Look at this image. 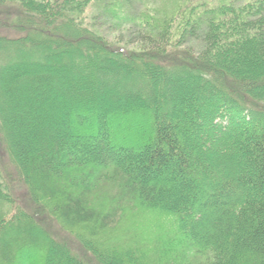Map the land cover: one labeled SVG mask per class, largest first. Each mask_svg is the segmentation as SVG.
Segmentation results:
<instances>
[{
  "label": "trees",
  "instance_id": "16d2710c",
  "mask_svg": "<svg viewBox=\"0 0 264 264\" xmlns=\"http://www.w3.org/2000/svg\"><path fill=\"white\" fill-rule=\"evenodd\" d=\"M211 1L0 0V264H264V0Z\"/></svg>",
  "mask_w": 264,
  "mask_h": 264
},
{
  "label": "rangeland",
  "instance_id": "374dc122",
  "mask_svg": "<svg viewBox=\"0 0 264 264\" xmlns=\"http://www.w3.org/2000/svg\"><path fill=\"white\" fill-rule=\"evenodd\" d=\"M209 1L212 2L211 0H209ZM92 11H93V9L89 11L90 14L92 13ZM138 50L139 49H135V51H138ZM167 71H169V70H167ZM166 74L169 75L170 73L168 72ZM170 77L171 76H169L168 78H170ZM153 79L154 80L157 79L159 81L157 90L159 92L163 93L162 92L163 91L162 82H163V85L165 83H164V80H161V74L158 72H154L153 73ZM173 79L175 80V82H178L180 84V86H183V89H184L183 96L185 97V100H187V102H192L194 99V101H196V105H198V107L204 108L206 106L205 102H207L208 99L212 98V96L209 97V95L211 94V92L212 93L214 92V89L206 88L203 85L202 86L195 85L194 81L191 77L189 78L188 76L179 75L178 77H173ZM165 96H166V93H165ZM212 101L214 103H216L217 99H215V100L213 99ZM113 106L115 109L116 108H118L119 110L121 109V111H124L123 110L124 107H127L126 105H118L117 106L115 104H113ZM202 112L204 113V111H202ZM206 116L207 115L202 114L203 120L200 121V124L203 125V128L197 134V136H198L197 140L199 139V141H202V142H204L206 140V138L208 137V135H210V133L208 132V129H209L208 126H210V125H209V123H207ZM101 121L103 123L105 122V125H106V117L104 119H101ZM255 123H262L261 119L256 118ZM212 134H214V136H218L217 133H212ZM235 135H238V132H235ZM90 147L92 149L95 148V146L93 144ZM123 152H125L126 154L127 153L131 154V151H129V150H126V151L124 150ZM17 174L19 175V178H20V181H19L20 186L26 187V185L24 183H22V181H21V175L18 172H17ZM112 190H113V192H112ZM93 191H94L93 196H97V199L95 201L97 203H100L99 206L103 209H106L109 206V204L111 202V198H116L118 196L117 189H114L113 185H111L108 181H106V182L103 181L100 184V187L96 188ZM27 201H29V199ZM133 213L126 211V209H125L126 216L123 219V225L122 226H123V229H125V232L129 231V232H127L128 237L133 238V240L136 242H137V240L139 242H149L150 239H153L156 236H158V237L162 236L161 232H163L165 230L164 227H165L166 223L171 220V218H168L163 213L149 214L146 217L145 216L137 217V215H135L136 213H134V214Z\"/></svg>",
  "mask_w": 264,
  "mask_h": 264
}]
</instances>
